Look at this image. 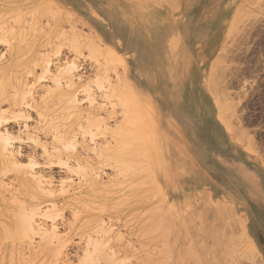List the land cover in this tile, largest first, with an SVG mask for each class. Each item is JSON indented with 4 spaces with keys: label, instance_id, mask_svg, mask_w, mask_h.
I'll return each mask as SVG.
<instances>
[{
    "label": "rangeland",
    "instance_id": "374dc122",
    "mask_svg": "<svg viewBox=\"0 0 264 264\" xmlns=\"http://www.w3.org/2000/svg\"><path fill=\"white\" fill-rule=\"evenodd\" d=\"M162 1L0 0V264H264V0Z\"/></svg>",
    "mask_w": 264,
    "mask_h": 264
},
{
    "label": "bare ground",
    "instance_id": "6f19581e",
    "mask_svg": "<svg viewBox=\"0 0 264 264\" xmlns=\"http://www.w3.org/2000/svg\"><path fill=\"white\" fill-rule=\"evenodd\" d=\"M68 2H69V0H67ZM73 1V5H76V1H78V0H72ZM91 1V0H90ZM156 2L155 3H157V2H160V1H162V0H155ZM163 1H165V0H163ZM162 1V3H164ZM166 1H169V0H166ZM166 1H165V4H166ZM177 1V0H176ZM223 1H225L224 3H227L228 2V0H221L220 2H223ZM61 2V1H60ZM95 2H96V0H95ZM130 2V4H132V5H135L134 7H136V10H137V8H139L140 7V5H141V3H139L138 2V0H108V3H111L112 5H111V9H115V16L116 17H118L119 19H120V21H121V23H122V19H123V17H126V13L127 12H131L130 11V7L128 8V6H130V4L129 5H126L125 3H129ZM169 2H170V4H169ZM169 2H167V5H172L173 4V2H175L174 0L173 1H169ZM172 2V3H171ZM207 2H209L210 3V5L212 4L211 2H212V0H205V2L204 3H202V7L204 8V6L203 5H205V3H207ZM70 3V2H69ZM154 3V4H155ZM178 3V2H177ZM177 3H174L175 4V7L176 6H178L177 5ZM68 4V3H67ZM140 4V5H139ZM148 3H146V5H147ZM222 4V3H221ZM201 7V8H202ZM107 8V7H106ZM174 8V7H173ZM200 8V9H201ZM208 9L207 10H209V9H211V7L210 6H208L207 7ZM176 9H177V7H176ZM107 10V9H106ZM203 10V9H202ZM196 11V10H195ZM216 9L214 10V12L216 13ZM167 11H164V9L163 10H161V11H158V10H156L155 12H154V14H152V17H154V19H155V21H156V23H155V25H154V28H157V29H164V27L166 26L165 25V20H164V18L167 16V14L168 13H166ZM169 12V11H168ZM194 12V11H193ZM210 12V11H209ZM215 13L212 15V16H214L215 15ZM67 14H68V12H67ZM169 15V14H168ZM221 15V14H220ZM65 16H67V15H65ZM70 15H68V17H69ZM211 16V17H212ZM156 18H157V20H156ZM68 19V18H67ZM108 19V18H107ZM235 20V19H234ZM233 20V21H234ZM68 21H70V19H68ZM67 21V22H68ZM236 21V20H235ZM71 22V21H70ZM144 22V24L146 23L145 21H143ZM232 23H234V22H232ZM166 24H168L167 25V29L170 27V23H166ZM69 25H71L70 23H69ZM117 25V24H116ZM215 25H216V22H215ZM214 25V26H215ZM232 25V24H231ZM75 26V25H74ZM233 27V26H232ZM231 27V28H232ZM69 28L70 29H73V27L72 26H69ZM130 28V27H129ZM212 28V27H211ZM69 30V29H68ZM212 30V29H211ZM72 31V30H71ZM74 31H76V30H74ZM73 31V32H74ZM61 32H62V30H61ZM64 32V31H63ZM66 32V31H65ZM68 32V31H67ZM66 32V33H67ZM133 31H131V28H130V34H132V35H135V36H139L138 37V39L137 38H135L136 40H137V50H142V53L143 52H146L147 50H146V47L149 45V46H151V41H153V43L155 44V46H157V43H156V41L155 40H151L150 42H146L145 40H143V39H141L140 38V33H142V30H139L137 33L135 32V33H132ZM72 33V32H71ZM75 33V32H74ZM217 33V32H216ZM62 34V33H61ZM76 34V33H75ZM60 35V34H59ZM74 35V34H73ZM212 35V34H211ZM217 35V34H216ZM77 36H78V34H77ZM62 37V36H61ZM69 37V36H68ZM67 37V38H68ZM211 37V36H210ZM209 37V38H210ZM66 38V39H67ZM134 38V37H133ZM154 39V38H153ZM91 40V39H90ZM136 40L134 41V42H136ZM147 40H149V39H147ZM219 40H220V38H219ZM212 41H214V40H212ZM89 42H91V41H89ZM129 42V41H128ZM130 43V42H129ZM132 43V42H131ZM216 43V42H215ZM92 44V43H91ZM91 44H89L90 46H91ZM88 45V44H87ZM211 46H213V44H211ZM135 47V46H134ZM152 47H154V46H152ZM158 48L157 49H159L160 47L159 46H157ZM209 47L210 46H208V49H209ZM93 48H95V47H93ZM151 48V47H150ZM108 49V51H106V52H108V53H106V55L107 56H113V58H117V54H116V52L115 51H113L112 49H110V48H107ZM152 49V48H151ZM137 50H135L136 52H137ZM145 50V51H144ZM207 50V49H206ZM214 51V50H213ZM190 53H192V55H193V52H192V50L190 51ZM207 53H209V51L207 52ZM202 54H205V52L203 53V51H199L198 52V54H197V56H195V53H194V55L193 56H195L196 58L198 57V55H202ZM104 55V54H103ZM142 56V55H141ZM205 57V55L203 56V58ZM118 59V58H117ZM208 59V58H207ZM207 59H206V61H207ZM199 61V60H198ZM204 61V60H203ZM136 64V63H135ZM214 64H216L215 62H214ZM143 67H145L144 65H143ZM185 68V67H184ZM73 69V68H72ZM139 69L137 68V71H138ZM67 74V75H70V73H71V68H69V67H67V66H65L64 68H62V72H59V74L61 75V74ZM177 75V74H176ZM211 75V74H210ZM213 76V75H212ZM59 78V77H58ZM201 78V77H200ZM201 80H202V78H201ZM201 80H199V82L198 83H201ZM186 81V80H185ZM184 81V88L185 89H189V84H187L186 82ZM202 82H203V80H202ZM4 85V84H3ZM213 85V84H212ZM202 86H203V83H202ZM201 86V87H202ZM212 87V86H211ZM211 87H209V88H211ZM197 88V87H196ZM211 90V89H210ZM200 91H201V88H200ZM190 92H192V93H194L192 90H191V88H190ZM20 93V92H19ZM129 95V94H128ZM128 95H126V96H128ZM131 95V94H130ZM132 96L133 97H128L129 99H134V101H131V102H133L132 103V105L131 104H128V105H126V104H124V106L126 105L127 107V112H129L130 114L132 113L133 115L132 116H134L135 114L134 113H136L137 111H139L140 112V109L138 108V103H137V101H136V99H137V96H135L134 95V93L132 94ZM195 96V95H194ZM190 97H193V96H190ZM73 99H71L72 100V102L71 103H73V104H75V103H77L76 102V100L74 99V95H73V97H72ZM125 99V98H124ZM129 99H128V102L127 103H130V101H129ZM132 99V100H133ZM126 100H127V98H126ZM124 103H125V101H124ZM191 106L192 105H190V106H187V108L189 109V108H191ZM218 106H220V104L218 105ZM133 107H135L136 109H137V111H136V109H133V110H131V108H133ZM125 108V109H126ZM221 108V107H220ZM2 113H3V111H1ZM129 113H127L128 115H129ZM221 117V116H220ZM222 118V117H221ZM2 120V115H1V113H0V121ZM94 121V120H93ZM130 127V126H129ZM136 127V126H135ZM130 128H133V130L132 129H130ZM129 128V130L128 131H125L124 133H125V137L127 136L126 135V132L128 133L130 130L131 131H133V133L130 131V133H132V136H133V138L136 136V134L138 133V131H139V129L137 128H134V127H130ZM126 129H128V127L126 128ZM134 129H136V130H134ZM134 131H135V133H136V131H137V133L135 134V136H134ZM6 132V130L4 129V132H2V131H0V156H3V157H6V158H8V162H9V164H7L6 166H4V168L3 169H5V168H7V169H5V170H9V169H18V168H20V167H18V165H17V160H15V157L13 156V151H12V148H11V150H10V147H9V145H11L12 146V143H11V140H13V139H11V137H10V134L9 133H5ZM130 133H129V135H130ZM117 135H121V133L120 134H117ZM129 135H128V137H129ZM124 136H122V137H124ZM132 136H130V139L133 141V139L131 138ZM127 137V139L129 140V138ZM119 139V138H118ZM122 139H124V138H122ZM127 139H124V140H127ZM116 141H118V140H116ZM130 141V140H129ZM128 141V142H129ZM131 141V142H132ZM122 142H124L123 140H122ZM127 142V141H126ZM123 143V145L125 144V147L127 146V143ZM131 142H130V144L128 143V146H129V149H130V147H132V146H134V145H132L131 144ZM11 143V144H10ZM119 143V145H120V142H118ZM133 143V142H132ZM107 145V144H106ZM118 145V144H117ZM132 145V146H131ZM115 146V145H114ZM121 146H122V143H121ZM107 147V146H106ZM118 147V146H117ZM124 147V146H123ZM118 148H120V147H118ZM133 148H135V147H133ZM136 148H137V145H136ZM135 148V149H136ZM107 149H109V148H107ZM117 149V148H116ZM124 149V148H123ZM122 149V150H123ZM134 149V150H135ZM110 150V149H109ZM125 150V149H124ZM138 149H136L135 151H133V152H136ZM132 150H130V152H131ZM127 152H129V151H127ZM130 152H129V155H130ZM132 152V153H133ZM15 153V152H14ZM118 153H120V152H118ZM131 153V154H132ZM137 153V152H136ZM16 154V153H15ZM14 154V155H15ZM124 154H126V153H124ZM138 154L139 153H137L136 154V156H135V153H134V155L132 156V155H130L131 157H132V159H133V157H135V158H137V156H138ZM122 155V154H121ZM124 156V155H123ZM129 156V157H130ZM126 159V158H125ZM104 160H106V159H104ZM110 160V159H109ZM134 160V159H133ZM133 160H131L130 162L132 163V161ZM137 160V159H136ZM136 160H134V161H136ZM115 161V160H114ZM126 161V160H125ZM125 161H116L117 163H119V162H122L121 164H119L120 166H123V162H125ZM127 162H129V159H128V161ZM124 163V164H126L125 166H123L124 167V169L123 170H125V168L126 169H128V171H129V169L132 167V168H134V169H136V167L137 166H134V164L132 165L131 163ZM138 162L139 161H137V164H138ZM140 163V162H139ZM129 164V165H128ZM118 165V166H119ZM132 165V166H131ZM131 166V167H130ZM118 168V167H117ZM121 168V167H120ZM119 168V169H120ZM131 171L133 170V169H130ZM137 170V169H136ZM126 172H127V170H125ZM130 171V172H131ZM1 172V171H0ZM124 172V171H123ZM137 172V171H136ZM129 173V172H128ZM132 173H134V171L133 172H131V174ZM32 174V173H31ZM130 174V173H129ZM130 174V175H131ZM34 175V174H33ZM33 175H31V177L33 176ZM33 178V177H32ZM43 176L42 175H38V173H37V175L36 176H34V179L35 180H37V182L40 184V186H42V187H47L46 185L47 184H49V182L48 181H46V180H48L47 179V177H46V180H45V178H44V180H43ZM50 181H52V180H50ZM255 181V180H254ZM256 183L259 185V183L256 181ZM90 184L91 185H97V183H95L94 181H90ZM123 184V183H122ZM121 183H119L118 185H122ZM125 184V183H124ZM131 184H133V183H131ZM131 184H129V185H131ZM40 186H39V188H40ZM49 187V186H48ZM47 187V188H48ZM257 187V186H256ZM259 187V186H258ZM257 187V188H258ZM43 188V190L44 191H42V193L43 192H45V195L47 196H49V195H51L52 196V193H50V192H48L49 190V188L47 189V188H45L44 189ZM41 189V188H40ZM228 190H229V192H232L231 190H230V187H227V189H226V192H228ZM48 193H50V194H48ZM49 204H51V206L52 207H54L53 205H52V203H49ZM36 208V209H35ZM38 208V209H37ZM54 209H55V207H54ZM34 211H36V210H38L39 211V206H37V207H34V209H33ZM46 210H48V208H46L45 209V211ZM44 210H43V213L41 212V213H39L40 214V216H46L47 214H48V216H49V212H47V213H44L45 212ZM32 213V212H31ZM28 217V218H27ZM27 217H24V216H21L20 217V220L18 221L19 223H18V225H19V228H20V230H21V232H24V231H33V232H29V233H37L38 231H39V233H41V235H40V237L42 236V240L43 239H47V240H49V239H55L56 238V240H58L59 238L58 237H56L57 236V233H56V230H55V228H56V226H52L51 228H49V227H45V226H43V225H33L32 224V216H27ZM31 219H30V218ZM39 222V221H38ZM36 223V222H35ZM45 225V224H44ZM55 227V228H54ZM244 227V226H243ZM103 228V227H102ZM38 231H37V230ZM36 230V232H34ZM100 230H101V228H100ZM108 230V231H107ZM41 231V232H40ZM101 231H103L102 233L104 234V236L106 235V233L107 232H109V229H102ZM178 231H182V229H179ZM154 232H156V231H154ZM183 232V231H182ZM153 233V232H152ZM180 234H181V232H179ZM25 235H26V233H25ZM55 237V238H54ZM49 238V239H48ZM47 240H45V241H47ZM50 240V242H52ZM49 242V241H48ZM47 242V243H48ZM49 242V243H50ZM89 243V242H88ZM92 243V242H91ZM96 243V242H95ZM87 244V243H86ZM93 245H95V244H93ZM166 247V246H165ZM97 248H98V246H97ZM88 249V248H87ZM86 249V250H87ZM99 250V249H98ZM187 252H191L190 250H188ZM159 262H161L160 261V259H159ZM158 262V263H159Z\"/></svg>",
    "mask_w": 264,
    "mask_h": 264
}]
</instances>
